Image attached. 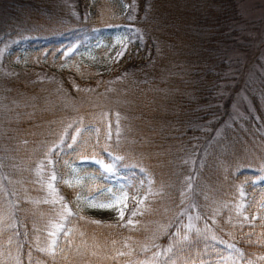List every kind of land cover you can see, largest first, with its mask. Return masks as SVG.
Masks as SVG:
<instances>
[{
    "label": "trees",
    "instance_id": "1",
    "mask_svg": "<svg viewBox=\"0 0 264 264\" xmlns=\"http://www.w3.org/2000/svg\"><path fill=\"white\" fill-rule=\"evenodd\" d=\"M78 2L76 15L62 0H15L5 12L3 38L17 34L19 45H38L58 59L65 46L104 25L90 19L105 14L99 12L102 4ZM126 2L121 16L114 4L107 7L111 12L106 11L105 25L123 30L127 49L118 62L121 71H139L133 77L109 87L106 76L88 68L59 73L57 80L40 78L34 71L19 78L0 75V96L10 101L0 102V264H72L89 238L95 241L100 264H264V136L244 131L250 126L245 124L237 131L226 130L216 141L226 139L235 155L224 158L215 147L204 164L192 170L185 159L202 140H196L200 126L216 112L215 52L233 0H138L133 19L131 0ZM167 66L170 77L165 80ZM78 75L84 77L79 80ZM252 96L255 106L263 107L264 84ZM107 117L108 128L103 122ZM59 120L73 132L84 130L76 149L66 154L100 158L125 178L126 191L145 194L147 202L135 224H95L74 215L69 222L82 229L75 242L70 244L74 237L64 239L57 252L44 254L38 245L48 231L44 180L36 168L40 149L58 134ZM254 144L259 159L242 153ZM51 157L55 161V155ZM93 174L102 183L105 175ZM191 180L189 187L186 182ZM241 183L249 201L247 210L238 211ZM62 194L71 198L70 190ZM192 204L198 210V227L183 239L185 212Z\"/></svg>",
    "mask_w": 264,
    "mask_h": 264
},
{
    "label": "rangeland",
    "instance_id": "2",
    "mask_svg": "<svg viewBox=\"0 0 264 264\" xmlns=\"http://www.w3.org/2000/svg\"><path fill=\"white\" fill-rule=\"evenodd\" d=\"M78 1L62 0L68 6V10L76 15L77 9L75 8L79 3ZM81 1L89 5H95L97 3L103 5L99 12L105 10L104 15H100L101 13H98L97 16L90 14L91 21L99 24L101 21L107 22L106 11L111 12L110 8L107 9L109 5L114 4L113 6H117L116 15L118 16H121L128 7L126 0ZM13 2L15 0H0L1 76L19 78L24 77L28 71H34L40 78L46 77L57 80L59 73V76L63 73L72 75L69 72L71 69L81 70V68H88L87 70L90 69L97 73L98 76H106L110 84L109 87H112L114 81L131 78L139 72L135 70L121 71L120 69L118 60L123 57L127 47L123 45L126 37L119 25H105V22L102 26L98 25L95 28L96 31L90 37H84L76 43L68 44L67 47H61L63 49L58 59L57 54L54 52L50 53L38 45L31 47L19 45L20 38H16L17 34L10 39H4L8 21L5 12L8 11ZM138 8V0H131L129 12L131 19L138 12ZM232 8L227 29L215 52L219 55V61L214 69L219 74L217 91L214 97L217 99L216 112H212L209 120L200 126L201 131L198 132V138L196 140L200 141V136H202V140L200 143L197 142L191 147L190 152L193 151L192 154L185 158L187 160L186 164L188 163L190 165L189 170H192L193 165L204 164V160L212 155L211 151L215 147L225 155H223L224 158H227V154H236L235 151L230 153V145L226 139H223L218 144L216 143L219 138L221 139L223 137L226 130L233 128L237 131L241 126L250 124L244 131H253L260 136H264V105L263 107L255 106L252 96L254 90H257L264 84V0H233ZM118 53H122V55H118ZM140 72L142 71L140 70ZM46 74L50 77H47ZM146 74L147 72H144V76ZM139 76L142 77L141 75ZM83 77V75H78L79 80ZM169 77L170 67L167 66L166 74L163 73V78L167 80ZM59 79L61 80L60 77ZM79 80V84L83 83ZM167 88V86H164V89ZM0 92L3 93V91ZM165 94L167 95L169 92H165ZM10 99H13L11 101H16L14 100L15 98ZM0 102L7 103L10 101L0 96ZM260 102L264 104V98ZM259 107L261 112L258 111ZM108 118L103 120L106 128L109 127L108 122H105ZM117 125V121L115 120V126L117 127ZM83 131L78 130L73 132L70 130L69 124H63L61 122L57 130L58 134H55V139L48 140L47 144L40 149V165L36 168V171L41 173V177L43 175V190L45 194L43 211L46 213L44 232L48 231L46 232V238L44 240L38 239V245L40 252L44 254L57 252L60 242L64 239L74 237L70 244L75 242V238L81 234L82 229L69 222V218L74 217V215L90 222L99 221L104 224H115L123 222L124 220L128 222L131 219L132 223L135 224L136 216L138 214L142 215L145 210V202L147 200L142 197L145 194L138 195L135 192L126 191L125 183L127 181L125 178L114 174L113 170L111 172L105 170V166H109L112 169L111 165L105 164L96 156L73 158L66 154L76 149ZM97 136V131L92 134L93 138ZM255 146L256 144L249 145L247 149L242 148V153H245L249 159H259V150L258 148L255 149ZM231 150H233L232 147ZM53 155H55V161H58L57 164H55L54 159L51 157ZM238 160H241V158L238 157ZM96 161L100 163H96ZM92 168L93 170H91ZM93 171H97L99 175H105L102 183L98 181L100 178L95 176ZM53 174L55 175V180L51 179ZM86 182L89 184H86ZM189 182L191 183L192 180L186 182L188 186L190 185ZM49 184L53 185L54 192L49 188ZM237 188L238 198L235 208L238 211L242 209L247 210L244 207L249 200L243 191V184H238ZM63 189L71 191V198L69 200L64 198L62 194ZM105 189H110L111 192L104 191ZM234 189L236 193V186ZM121 190L127 193L128 197L126 201L122 198L119 204V207L124 212L123 219L120 218L116 207H90L86 202L87 198L95 197L96 202L107 203V199H104L100 195L101 193L105 192L108 196L111 193L122 195ZM77 195H79L80 199H77ZM60 197L63 198L62 201L59 199ZM133 197H135V201ZM211 197L216 199L215 196ZM138 198L143 200V204H136ZM125 203L127 204L126 208L124 207ZM65 204L67 208L63 207ZM137 207L139 210L133 216L132 211L137 209ZM52 208H54L53 213L51 211ZM197 212L198 210L194 204L187 207L185 212L186 218L183 220L184 230L180 234V237L183 239H188L193 230L197 229ZM162 232V229L157 231L158 234ZM210 236H212L211 231ZM82 240L84 239H81L80 244H83ZM145 245L148 246L147 244ZM95 246V241L89 238L79 248L81 257L76 259L72 264H100L96 258L98 252L94 248ZM165 251H167V248L163 252L165 253ZM163 252L161 250L160 255L163 256ZM234 264L240 263L235 262Z\"/></svg>",
    "mask_w": 264,
    "mask_h": 264
},
{
    "label": "snow or ice",
    "instance_id": "3",
    "mask_svg": "<svg viewBox=\"0 0 264 264\" xmlns=\"http://www.w3.org/2000/svg\"><path fill=\"white\" fill-rule=\"evenodd\" d=\"M118 55H122V53H118ZM117 159H120L119 157H117ZM49 163H51V161H49ZM96 163H100L99 161H96ZM105 170L108 171V172H111V167L109 166H105ZM52 180H55V175L53 174L52 177H51ZM67 183V182H66ZM71 186V185H70ZM49 188L52 189V191L54 192L55 189L53 188V185L52 184H49ZM104 191H107V192H111L110 189H105ZM122 191V195H117L115 193H111V195L107 198V203H103V202H96L95 201V197H89L86 199V202L89 204L90 207H100V208H112V207H116V210L118 211L119 213V216L121 219H123L124 217V212H123V209L121 207H119V204H120V201L121 199L123 198L125 201L127 200V193L123 192ZM61 201L63 200L62 197L59 198ZM77 199H80L79 195H77ZM133 200L135 201V197H133ZM139 204H143V200H140L138 202V205ZM64 208H67V205H63ZM124 207L126 208L127 207V204L125 203L124 204ZM139 210V208L137 207V209L133 210L132 211V215H136L137 214V211ZM69 214H71L69 212ZM93 223H100L99 221H92ZM128 223L131 224L132 221L131 219L128 220ZM191 227V226H189Z\"/></svg>",
    "mask_w": 264,
    "mask_h": 264
}]
</instances>
